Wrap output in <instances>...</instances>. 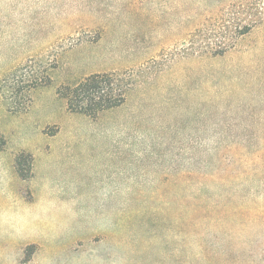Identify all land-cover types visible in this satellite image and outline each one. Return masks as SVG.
I'll list each match as a JSON object with an SVG mask.
<instances>
[{"label":"rangeland","instance_id":"rangeland-1","mask_svg":"<svg viewBox=\"0 0 264 264\" xmlns=\"http://www.w3.org/2000/svg\"><path fill=\"white\" fill-rule=\"evenodd\" d=\"M0 147V264H264V0H0Z\"/></svg>","mask_w":264,"mask_h":264},{"label":"trees","instance_id":"trees-1","mask_svg":"<svg viewBox=\"0 0 264 264\" xmlns=\"http://www.w3.org/2000/svg\"><path fill=\"white\" fill-rule=\"evenodd\" d=\"M224 50L226 48L218 52ZM124 82L123 77L115 72L95 73L75 85L61 87L58 94L66 100L69 111L97 116L100 112L119 106L125 101L127 85ZM42 83L47 85L49 81L44 80ZM171 229L172 222L170 233Z\"/></svg>","mask_w":264,"mask_h":264},{"label":"clouds","instance_id":"clouds-1","mask_svg":"<svg viewBox=\"0 0 264 264\" xmlns=\"http://www.w3.org/2000/svg\"><path fill=\"white\" fill-rule=\"evenodd\" d=\"M22 259H23L22 254H20L18 257L14 256L12 258V260H11V264H18V261L22 260ZM43 264H51V262L49 260H45L43 262ZM97 264H103V262L102 261H97Z\"/></svg>","mask_w":264,"mask_h":264}]
</instances>
